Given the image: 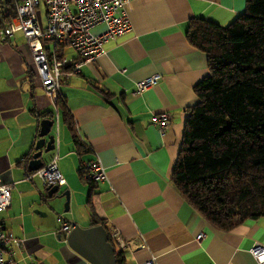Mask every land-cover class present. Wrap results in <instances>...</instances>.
I'll list each match as a JSON object with an SVG mask.
<instances>
[{"label": "crops", "instance_id": "0c3cea01", "mask_svg": "<svg viewBox=\"0 0 264 264\" xmlns=\"http://www.w3.org/2000/svg\"><path fill=\"white\" fill-rule=\"evenodd\" d=\"M245 9L246 0H134L131 29L105 42L103 53L80 73L61 78L62 100L81 144L79 150L58 110L52 133L64 128V146L56 136L54 152L57 162L63 160L58 166L66 179L63 191L70 193L68 211L64 197L51 201L41 179L28 177L38 115L56 113L58 104L41 85L25 37L0 40V178L13 184L11 206L0 217L22 240L10 246L13 264H93L69 245L64 221L104 224L116 232L124 244L112 241L125 264L152 257L158 264H259L251 248L264 245V218L220 229L172 182L190 108L199 101L195 86L209 74L207 54L187 37L190 21L225 26ZM3 10L0 26L13 13ZM154 75L157 83L137 92V83ZM163 112L171 120L162 132L155 117ZM96 155L107 178L90 185L80 171ZM90 192L98 223L87 202Z\"/></svg>", "mask_w": 264, "mask_h": 264}, {"label": "trees", "instance_id": "16d2710c", "mask_svg": "<svg viewBox=\"0 0 264 264\" xmlns=\"http://www.w3.org/2000/svg\"><path fill=\"white\" fill-rule=\"evenodd\" d=\"M187 37L207 54L209 74L195 86L199 101L190 108L172 182L214 226L232 230L264 218V0H246L245 11L225 26L192 19ZM58 110L80 150L63 100ZM47 115L56 113L41 116ZM90 198L91 192L87 202L98 223Z\"/></svg>", "mask_w": 264, "mask_h": 264}, {"label": "built area", "instance_id": "2783aa9c", "mask_svg": "<svg viewBox=\"0 0 264 264\" xmlns=\"http://www.w3.org/2000/svg\"><path fill=\"white\" fill-rule=\"evenodd\" d=\"M134 0H0V8L9 2L15 6V14L0 26V40L9 41L21 33L32 52L37 75L45 92L55 105L62 100L61 78L81 72L85 63L95 61L104 51V43L132 27L130 4ZM45 14H43V8ZM69 46L76 54L70 61L63 52ZM159 75H154L137 83V92L145 91L157 83ZM54 124L59 123L58 109ZM171 116L168 112L159 113L156 123L163 132L168 129ZM55 151V150H54ZM52 152L48 161L29 178L37 176L45 187L62 186L66 179L58 166V154ZM86 180L99 182L107 178L106 168L96 155L82 165ZM12 183H4L0 178V214L12 203ZM73 225L64 221L61 230L69 233ZM111 237L124 244L116 233ZM204 233L196 239L200 241ZM21 239L7 229L0 217V264H13V250L10 246L20 245ZM115 242V241H114ZM124 246V245H123ZM251 252L259 264H264V245L255 243ZM9 256V257H8ZM142 264H158L155 257Z\"/></svg>", "mask_w": 264, "mask_h": 264}, {"label": "water", "instance_id": "95a60500", "mask_svg": "<svg viewBox=\"0 0 264 264\" xmlns=\"http://www.w3.org/2000/svg\"><path fill=\"white\" fill-rule=\"evenodd\" d=\"M8 11V5L4 6L3 13ZM40 131L39 139L36 142L32 159L28 163L30 171H36L41 168L50 158L52 152L56 149V136L52 133V127L54 125L53 115H47L40 117ZM48 195L51 197V201L56 199L65 198V211L70 207V193L64 191L58 193L59 186H48L46 188ZM53 207L52 203L50 205ZM38 214L45 215L46 213L35 210ZM73 228L67 235L68 243L78 253L86 257L93 264H118L116 258L115 247L110 241V233L103 225H93L90 227H82L79 224L72 222Z\"/></svg>", "mask_w": 264, "mask_h": 264}, {"label": "rangeland", "instance_id": "374dc122", "mask_svg": "<svg viewBox=\"0 0 264 264\" xmlns=\"http://www.w3.org/2000/svg\"><path fill=\"white\" fill-rule=\"evenodd\" d=\"M42 8H43V14H45V8L42 6ZM63 52L66 54V56H68L70 59L72 58V56H74L75 54V52L73 51V49L71 48V47H69V46H65L64 48H63ZM56 132V136H57V138H58V136H60V142H61V146H62V148H63V146H64V142H63V139H64V128H62L61 126H60V128H59V135H58V133H57V131H55ZM59 162V165H60V167L62 168V165H63V160H59L58 161ZM37 180V179H36ZM36 182H38V180L36 181ZM39 183V182H38ZM63 190H65L64 189V187H60V191L63 193L64 191ZM65 201L66 200H64V202H63V208H65ZM50 217L51 216H48L47 217V219H50ZM110 237H111V234H110ZM112 238V237H111ZM114 239V238H113ZM114 241H115V239H114Z\"/></svg>", "mask_w": 264, "mask_h": 264}]
</instances>
